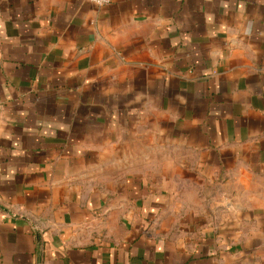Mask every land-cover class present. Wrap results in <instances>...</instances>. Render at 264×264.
I'll use <instances>...</instances> for the list:
<instances>
[{"label": "crops", "instance_id": "0c3cea01", "mask_svg": "<svg viewBox=\"0 0 264 264\" xmlns=\"http://www.w3.org/2000/svg\"><path fill=\"white\" fill-rule=\"evenodd\" d=\"M0 264H264V0H0Z\"/></svg>", "mask_w": 264, "mask_h": 264}, {"label": "built area", "instance_id": "2783aa9c", "mask_svg": "<svg viewBox=\"0 0 264 264\" xmlns=\"http://www.w3.org/2000/svg\"><path fill=\"white\" fill-rule=\"evenodd\" d=\"M95 7L100 8L110 4L111 0H88Z\"/></svg>", "mask_w": 264, "mask_h": 264}]
</instances>
